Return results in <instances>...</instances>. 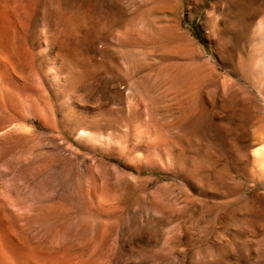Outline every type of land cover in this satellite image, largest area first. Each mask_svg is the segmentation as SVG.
<instances>
[{"label": "rangeland", "instance_id": "1", "mask_svg": "<svg viewBox=\"0 0 264 264\" xmlns=\"http://www.w3.org/2000/svg\"><path fill=\"white\" fill-rule=\"evenodd\" d=\"M0 264H264V0H0Z\"/></svg>", "mask_w": 264, "mask_h": 264}]
</instances>
